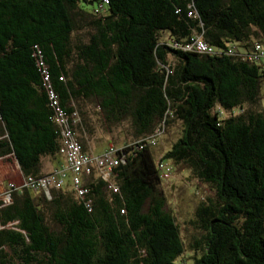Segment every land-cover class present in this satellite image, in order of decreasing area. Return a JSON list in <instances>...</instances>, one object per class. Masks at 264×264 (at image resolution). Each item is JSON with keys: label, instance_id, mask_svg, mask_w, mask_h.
<instances>
[{"label": "trees", "instance_id": "16d2710c", "mask_svg": "<svg viewBox=\"0 0 264 264\" xmlns=\"http://www.w3.org/2000/svg\"><path fill=\"white\" fill-rule=\"evenodd\" d=\"M198 37L213 54L184 51ZM256 44L264 0H0V161L16 162L23 180L53 172L44 158L62 167L59 113L82 152L102 155L109 148L90 153L79 135L88 102L107 128L127 120L135 137L109 181L82 176V197L70 176L49 193L5 178L0 264H264ZM175 122L180 136L159 162L185 166L214 193L195 212L201 238L189 256L153 156Z\"/></svg>", "mask_w": 264, "mask_h": 264}, {"label": "rangeland", "instance_id": "374dc122", "mask_svg": "<svg viewBox=\"0 0 264 264\" xmlns=\"http://www.w3.org/2000/svg\"><path fill=\"white\" fill-rule=\"evenodd\" d=\"M262 64L264 65V60ZM261 103L264 104V86L261 93ZM82 106L87 112V118L86 121L82 120L83 131L79 135L87 141V149L90 153L100 154L110 147L120 149L135 140L131 125L127 120L118 126L107 128L99 114L96 103L88 102ZM237 113L238 111H235V114ZM180 131V123L175 122L161 135L158 145L153 147V156L158 163L180 136ZM52 161L51 158L43 159L44 173L48 172ZM0 164L2 166L0 169L6 170H0V176L15 182V185H19L22 179L18 173L17 163L8 158L0 161ZM162 189L167 198L166 210L171 212L180 228L186 254L188 256L193 255L191 246L196 238H201V232L195 224V212L200 203L208 198H213L214 193L209 186L196 180L189 169L183 165H174L170 177L164 179Z\"/></svg>", "mask_w": 264, "mask_h": 264}, {"label": "built area", "instance_id": "2783aa9c", "mask_svg": "<svg viewBox=\"0 0 264 264\" xmlns=\"http://www.w3.org/2000/svg\"><path fill=\"white\" fill-rule=\"evenodd\" d=\"M187 52H197L199 54H213L214 50L204 42L201 37L195 38L190 43L186 44L183 48ZM254 54L251 57L253 60L264 59V48L260 44L254 47ZM232 53V51H230ZM57 122L63 127V144L60 150V155L64 158V164L59 169L54 170L50 175L35 180L28 178L16 186L10 184V188L22 189H42L49 193L51 189H62L66 186L67 179L70 176L71 188L78 197H82L87 193L86 188L82 184V176L90 175L92 170L97 171L100 176L109 181L113 170L118 166L117 153L120 151L118 148L110 147L106 152L98 157H93L82 152V149L74 137L73 131L67 125V118L64 113H59ZM158 133L156 136H160ZM156 136L151 139V144H156ZM160 169L163 171L162 176L164 179L170 177L172 173L171 167L166 164L159 163ZM117 192L116 189H113Z\"/></svg>", "mask_w": 264, "mask_h": 264}, {"label": "crops", "instance_id": "0c3cea01", "mask_svg": "<svg viewBox=\"0 0 264 264\" xmlns=\"http://www.w3.org/2000/svg\"><path fill=\"white\" fill-rule=\"evenodd\" d=\"M2 161V160H1ZM61 163H62V159L61 158H58L57 160H53L52 162H51V165H50V169L48 170V172H45V173H49V172H52V171H54V170H56V169H59L60 167H61ZM1 165V164H0ZM18 166V165H17ZM0 168H2V166H0ZM5 168V167H4ZM1 170V169H0ZM1 171H6V170H1ZM18 173H19V175H20V177H21V179L23 180V178H22V175H21V172H20V170H19V167H18ZM21 180V181H22ZM4 181H6V179L5 178H2L1 176H0V191H2L3 189H2V185H1V183H3ZM11 182H13V181H11Z\"/></svg>", "mask_w": 264, "mask_h": 264}]
</instances>
